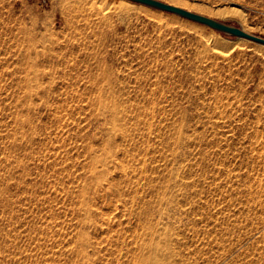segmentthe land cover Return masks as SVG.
Returning a JSON list of instances; mask_svg holds the SVG:
<instances>
[{
    "label": "rangeland",
    "instance_id": "1",
    "mask_svg": "<svg viewBox=\"0 0 264 264\" xmlns=\"http://www.w3.org/2000/svg\"><path fill=\"white\" fill-rule=\"evenodd\" d=\"M122 1L0 0V264H264V45Z\"/></svg>",
    "mask_w": 264,
    "mask_h": 264
},
{
    "label": "water",
    "instance_id": "2",
    "mask_svg": "<svg viewBox=\"0 0 264 264\" xmlns=\"http://www.w3.org/2000/svg\"><path fill=\"white\" fill-rule=\"evenodd\" d=\"M136 3H140L155 9L167 11L179 15L183 18L191 21L206 25L219 32L225 33L229 36L245 38L250 41H254L258 44L264 45V37L258 36L245 31L242 27L224 22L194 11L187 10L182 7H178L161 0H131Z\"/></svg>",
    "mask_w": 264,
    "mask_h": 264
},
{
    "label": "bare ground",
    "instance_id": "3",
    "mask_svg": "<svg viewBox=\"0 0 264 264\" xmlns=\"http://www.w3.org/2000/svg\"><path fill=\"white\" fill-rule=\"evenodd\" d=\"M176 6V5H175ZM178 7H179V5H177ZM120 9L123 11V12H129V11H131L132 10V6H131V4H130V2H129V0H123L122 2H121V4H120ZM181 7V6H180ZM182 8H186V7H182ZM190 11H191V9H189ZM161 19H163V18H161ZM243 28L245 29V30H247V28L245 27V26H243ZM240 38V37H239ZM245 39V38H244ZM157 247V246H156ZM153 258V257H152ZM167 262H165V264H166Z\"/></svg>",
    "mask_w": 264,
    "mask_h": 264
}]
</instances>
